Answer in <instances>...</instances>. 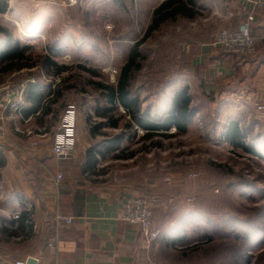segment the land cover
I'll list each match as a JSON object with an SVG mask.
<instances>
[{"label":"rangeland","instance_id":"374dc122","mask_svg":"<svg viewBox=\"0 0 264 264\" xmlns=\"http://www.w3.org/2000/svg\"><path fill=\"white\" fill-rule=\"evenodd\" d=\"M164 1L0 0L2 49L14 44L25 49L27 67L21 70L30 71L0 76V95L20 89L29 78L36 81L45 70H56L44 67L45 59L53 60L63 70L57 75L51 71L49 80L63 82L65 89L52 118L57 122L65 106L73 104L78 114L76 142L87 145L93 126L99 133L90 146L99 151H104V143L119 139L98 161L91 179L139 191L136 197L157 202V225L170 234L172 247L182 250L171 255L174 263L264 264V160L226 136L235 122L241 136L236 140L264 154V119L258 114L263 112L253 100L242 107L237 99H227L222 81L216 86L217 79L210 80L209 70H200L196 58L199 45L212 43L224 30V22L214 14L219 0H196L192 19L164 22L139 47L142 60L132 75L130 93L138 100L140 114L154 120L166 116L175 95L187 87L192 118L184 133L171 128L161 132L165 135L144 137L145 130L128 126L130 116L122 106L113 108L103 90L93 86L116 85L130 49L145 38L154 9ZM5 40L10 41L8 47ZM102 108L112 111L106 115L117 121V128L106 125L107 117L97 116ZM3 158L0 153V162ZM2 195L0 190V233L19 237L13 223L19 215ZM250 234H262V244L248 247Z\"/></svg>","mask_w":264,"mask_h":264},{"label":"crops","instance_id":"0c3cea01","mask_svg":"<svg viewBox=\"0 0 264 264\" xmlns=\"http://www.w3.org/2000/svg\"><path fill=\"white\" fill-rule=\"evenodd\" d=\"M249 10L245 0H219L214 14L224 22V29L234 30ZM254 14L251 35L257 50L252 57H237L203 43L196 49V58L200 70H209L210 80L222 81L221 88L230 95L227 99H237L242 107L253 100L257 107L264 108V6ZM25 71L30 72L18 73ZM49 79L47 73H41L36 81L25 80L19 86L22 89L19 112L0 111V153L4 157L0 190L4 200L13 203L15 215L29 214L32 224L15 238H7L1 231L0 264H26L29 258L36 260V264L185 263L180 259L174 263L171 255L180 252L173 249L166 229L157 225L155 214L153 227L160 236L151 244L145 242L138 226L124 220V203L139 191L92 181L101 157L96 156V164L90 168L87 152L96 149L90 146V140L98 135L92 136L89 129V143L80 145L77 141L70 158L52 156V137L60 116L57 122L52 118L55 105L50 113L43 114L55 88ZM233 83H237L236 87ZM32 86H37L43 99L35 114L24 116L21 110L31 106L27 98ZM262 112L258 114L264 119ZM57 174L62 175L60 182L55 181ZM57 215L72 218V224L57 222Z\"/></svg>","mask_w":264,"mask_h":264},{"label":"trees","instance_id":"16d2710c","mask_svg":"<svg viewBox=\"0 0 264 264\" xmlns=\"http://www.w3.org/2000/svg\"><path fill=\"white\" fill-rule=\"evenodd\" d=\"M196 5V0H166L161 3L156 9H154L152 13V20L151 24L148 27L147 35L145 38L141 40V42L136 43L131 49L128 54L127 60L122 68L119 70L116 85H104L99 82L93 83V86L96 89L103 90V95L106 99V102L110 104L113 108L122 106V108L128 113L129 122L128 126L133 127L134 125L145 130L146 135L144 137H149L150 135H165L171 128H174L178 133H184L186 130V123L191 120L192 118V111L189 108L191 103V98L188 94V88L185 87L181 91H179L175 95V99L171 104V111L164 117L154 120L150 119L149 115L143 116L140 114V110L138 107V100L134 98L130 93V86H131V79L134 72L140 69V61L142 60V55L139 51L140 45H142L145 39L148 37V34L158 29V27L163 24L164 22L170 20H175L177 17H184L187 19H192L195 16L194 7ZM5 11V7L1 9V12ZM10 43L9 40H5V44ZM25 49L19 48L18 45L14 44L11 48L8 47L7 49H2V44H0V76L8 75L12 72H18L21 69L26 68L24 66L25 58L23 56ZM248 57V56H243ZM45 68H54L56 70H45L47 74H51V71L55 73L54 75L60 74L63 68L58 67V65L50 59H45ZM53 75V74H52ZM63 84V82H62ZM62 84H55V89L51 92V98L49 99L47 106L43 112L44 115L50 113L52 111V106L59 104L61 99L63 90L65 89ZM30 101L31 106L25 108V110H21V113L24 116L29 114H33L36 108H39V105L42 101V96L39 94L37 86H32L31 90L28 92V98ZM34 108H33V107ZM19 112V109L17 113ZM101 114L98 112V117H107V115L112 112L108 108L103 111H100ZM107 112V113H106ZM53 113V112H52ZM35 114V113H34ZM107 114V115H106ZM109 122L106 123L108 127L117 128L118 124L116 120H111L110 117H107ZM105 125L104 122H101ZM100 124V125H102ZM91 135H98L99 130L98 126L91 127ZM229 136L230 143L235 146H242V148L252 153L259 158L264 160V154H259L254 151L252 148H246L238 142L236 139H240L241 136L239 134V129L237 123L233 122L227 135ZM119 139L114 140L113 142L104 143L103 148L104 151H99L97 149H90L87 152L88 161L92 168L96 164V156L104 157L106 153L111 152L114 150V146L118 145ZM3 165V162H0V166ZM29 214L21 213L18 217V220L13 222L17 226V230L19 233L24 232L26 229H30L32 227ZM258 228H254L253 231L259 233H263L262 231H258ZM181 231V228L178 230ZM13 235H16L14 233ZM263 235L261 234L259 237L252 238L251 234L247 237L248 247L251 245L252 247L255 245L262 244ZM250 246V247H251ZM251 247V248H252ZM174 250H177L173 247ZM182 251V250H177ZM264 253V251L262 252ZM181 254V252H180Z\"/></svg>","mask_w":264,"mask_h":264},{"label":"built area","instance_id":"2783aa9c","mask_svg":"<svg viewBox=\"0 0 264 264\" xmlns=\"http://www.w3.org/2000/svg\"><path fill=\"white\" fill-rule=\"evenodd\" d=\"M245 2L249 4L250 10L243 22L237 29L220 30L214 41L210 43L211 47L239 56H251L255 53L256 40L251 35V26L255 20V11L264 6V1L245 0ZM21 100L22 89L13 88L10 92L6 90L0 95V111L8 110L11 114H16ZM258 109L264 110L261 107ZM77 115V109L73 104H67L63 109L52 137L51 154L54 158L66 159L73 154L77 136ZM55 179L56 182H60L62 175L57 174ZM156 203L143 196L131 197L126 200L123 207L124 220L140 228L147 244L155 242L160 236V232L153 227ZM55 220L67 225L73 222L72 218L61 215H57Z\"/></svg>","mask_w":264,"mask_h":264},{"label":"water","instance_id":"95a60500","mask_svg":"<svg viewBox=\"0 0 264 264\" xmlns=\"http://www.w3.org/2000/svg\"><path fill=\"white\" fill-rule=\"evenodd\" d=\"M26 264H36V260L29 258Z\"/></svg>","mask_w":264,"mask_h":264}]
</instances>
